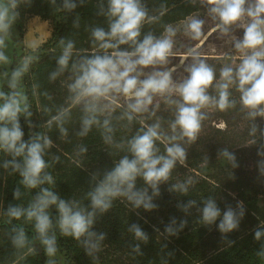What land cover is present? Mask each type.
<instances>
[{
    "label": "clouds",
    "instance_id": "obj_1",
    "mask_svg": "<svg viewBox=\"0 0 264 264\" xmlns=\"http://www.w3.org/2000/svg\"><path fill=\"white\" fill-rule=\"evenodd\" d=\"M28 2L30 0H0V64L9 63L3 51L6 47L5 37L19 16L18 6ZM52 3L55 4L56 0H52ZM201 3L207 5L209 17L219 21L212 31L219 30L221 35L229 36L233 26L243 29L242 38L230 36L235 50L241 54L239 63L222 66L217 78L215 68L198 52L197 45L183 55L184 60L190 57L191 63L184 68L188 75L179 82L173 80L172 70H160L176 55L173 51V38L177 34L175 28L167 25L161 37L148 33L141 41L139 37L143 24L157 19L148 15L142 0H107V11L101 7V14L108 18V30L96 27L91 32L93 44L101 51L94 50L90 55H82L72 62L71 83L67 85L70 106L60 109L48 122L49 126L55 121L61 134L66 136L67 129L63 126L65 118L70 114L71 106L79 105L83 116L78 134L86 136L93 126H97L103 129L104 142L112 145L115 142L111 115L123 106L121 97L126 110L120 118L126 119L129 124L139 115L154 117L160 107L157 98L175 107V119L170 123L171 135L162 130L159 118L150 125L140 120L141 129L127 141L130 156L124 155L102 174L96 172L91 175L94 186L87 193L90 201L88 206L74 199H61L51 188L42 187L55 183L53 176L46 171L50 165L44 159L46 150L52 147L53 142L42 133L31 136L27 141L23 139L20 116L23 115L27 120L32 112L27 97L16 90L21 77L28 71L32 57L25 58L11 72L8 87L12 91H0V151L12 156L3 166L18 172L21 177L19 183L25 188H39V192L27 207L9 205L7 215L16 220L23 217L26 221L34 222L37 238L49 257L57 253L56 235L50 234L53 229L52 206L58 213L56 226L61 235L73 237L77 241L84 237L82 243L88 255L98 252L105 239L104 233L92 231L95 219L98 214L108 212L114 200L122 197L134 208L154 209L156 205L152 200L159 195V185L168 181L177 162L184 164L186 160V151L177 141L187 139L192 142L197 139L202 122L207 119L204 109L226 112L235 108L237 102L230 98V88L235 87L240 94L241 109L247 110L249 119L264 117V0H201ZM76 6L74 0H64L65 9L72 10ZM204 24L203 19L190 17L185 34L202 44ZM60 44L63 46L62 54L57 59V70L52 73L53 80L69 69V61L73 57L74 42L61 40ZM122 45L128 48L122 49ZM148 68L152 71L146 73L144 69ZM209 89H213L216 95H211ZM251 131L254 134L256 127L253 126ZM157 141L165 145L166 154H159ZM116 146L123 147V144ZM79 151L84 153L87 149L80 147ZM259 154L264 155V151ZM220 155L232 162L233 167L236 166V157L227 148L222 149ZM18 157L22 160L18 161ZM55 159L58 161L59 157ZM260 171L264 173V161L260 162ZM138 177L152 189L151 196L148 187L136 188ZM192 182L189 179L185 183L173 185V190L186 194ZM20 196L21 192L17 188L14 197L19 199ZM194 204L195 201H189L181 207L187 212ZM201 212V220L205 225H212L220 218L218 228L224 234L237 229L244 215L240 203L236 209L227 206L221 214L220 208L211 198L204 202ZM185 223L181 221V229ZM175 224L176 220L173 219L166 228L170 235H175L179 230L173 227ZM129 231L137 240L147 242L148 236L138 224H132ZM14 232L13 245L25 247L28 238L24 229H14ZM262 236L264 229L255 231L256 240ZM28 250L34 251L33 248ZM134 250L139 252V245ZM258 255L264 256V251ZM49 264H54V261L50 260Z\"/></svg>",
    "mask_w": 264,
    "mask_h": 264
},
{
    "label": "trees",
    "instance_id": "obj_2",
    "mask_svg": "<svg viewBox=\"0 0 264 264\" xmlns=\"http://www.w3.org/2000/svg\"><path fill=\"white\" fill-rule=\"evenodd\" d=\"M74 2L77 6L72 10L63 7L64 0H56L55 4L52 0H30L18 6L17 23L22 24L26 17H38L50 22L53 28L51 39L31 52L28 75L22 77L33 112L27 120L21 115L20 124L25 141L42 133L53 142L44 159L50 165L46 171L53 176L55 183L42 187L51 188L61 199H74L88 206L87 193L94 186L91 175L96 172L102 174L124 155L130 156L127 141L141 129L140 120L150 125L159 118L162 130L171 135L170 123L175 119V107L159 99L160 107L154 117L139 115L129 124L126 119L120 118L126 110L124 101H121L123 106L111 115L115 142L112 145L104 142L103 129L97 126H93L86 136L78 134L83 116L79 105L71 106L70 114L65 118L66 136L61 134L55 121L49 126L48 122L60 109L70 106L67 85L71 83L72 62L82 55H90L94 50L101 51L93 44L92 29L101 27L108 30V18L101 14V7L107 11V0ZM142 3L148 15L157 19L143 24L139 37L141 41L148 33L161 37L165 26L183 21L198 11V5L193 0H142ZM61 40L74 42L73 57L69 61V69L53 80L52 73L57 70V59L62 54ZM121 48L128 46L122 45ZM207 61L217 63L219 78L220 62L217 58H207ZM229 91L230 98L237 102L235 108L226 112L204 109L207 119L202 122L197 139L192 142L187 139L177 141L186 151V160L184 164L177 162L168 181L159 185V195L152 200L156 205L154 209L134 208L121 197L113 201L108 212L97 215L92 231L105 234L98 252L87 254L82 243L84 237L77 241L61 235L56 226L58 213L52 206L53 229L50 234L56 235L57 253L64 257L62 264H264V256L258 255L264 251V236L260 240L255 239V231L264 229V173L260 171L264 155L259 154L264 151V117L249 119L247 110L241 109L240 94L235 87ZM209 93L216 95L213 89H209ZM253 126L256 127L254 134L251 131ZM117 144H123V147H117ZM156 144L159 154H166L165 145L160 141ZM80 147L87 151L81 153ZM224 148L235 155V167L220 155ZM11 159V155L0 151V264H49L51 259L37 238L34 222L23 217L16 220L7 215L9 205L27 207L39 192V188L27 189L20 184L19 173L11 167L4 168V163ZM189 179L193 182L188 185L186 194L173 190V185ZM145 187L148 186L138 177L136 188ZM17 188L21 192L19 199L14 197ZM148 194L152 195L150 187ZM210 198L215 200L221 214L229 205L234 209L238 203L242 205L244 215L237 229L221 233L218 228L220 218L212 225L202 223L201 210ZM189 201H195V204L185 212L181 206ZM173 219L176 220L173 227L179 230L170 235L166 228ZM181 221H186L182 229ZM132 224H138L147 234V242L134 237L129 231ZM19 228L24 229L28 238V244L23 248H17L12 243L14 229ZM136 245H139V252L134 250ZM29 248L34 251L29 252Z\"/></svg>",
    "mask_w": 264,
    "mask_h": 264
},
{
    "label": "rangeland",
    "instance_id": "obj_3",
    "mask_svg": "<svg viewBox=\"0 0 264 264\" xmlns=\"http://www.w3.org/2000/svg\"><path fill=\"white\" fill-rule=\"evenodd\" d=\"M195 3L198 5V11L190 17H196L205 21L203 27V32L205 35L201 38L203 43L201 44L200 41L192 40L188 35L185 34L186 25L190 17L171 25L177 30V34L173 38V51L176 53V55L170 58V61L167 65L160 67V70H172V77L176 82H179L186 77L184 68L191 63V58L189 57L187 60H184L183 55L197 45H199L197 50L202 56L206 58H217V61L220 62L221 66L231 65L233 62L238 64L239 56L241 55L235 50L234 43L231 41L230 36L235 35L238 39L242 38L243 29L233 26L230 29L229 36L221 35L219 30L212 31L219 21H213L209 17L207 13V5L202 4L201 0H195ZM52 32V24L48 21H42L38 17H26L22 24H19L16 21L14 22L10 29L9 35L5 37L6 47L3 49V51L9 58V63L0 64V91L5 93L12 91L8 87V81L11 77V72L19 67L25 58L31 57V52L37 51L46 42H48L52 37ZM207 63L210 66H213L216 70V62L210 63L207 61ZM144 71L147 73L151 72L152 69L148 68L144 69ZM5 73H7V75H5ZM25 75H28V71L23 76ZM22 77L16 90L23 96L27 97V103L31 108L29 92L25 82L22 80ZM121 101H124L122 97L120 98V102ZM0 103H2V101H0ZM30 111L33 112L32 108ZM49 258L54 262H59L60 264H62L64 261V257L60 253H56L54 257Z\"/></svg>",
    "mask_w": 264,
    "mask_h": 264
}]
</instances>
